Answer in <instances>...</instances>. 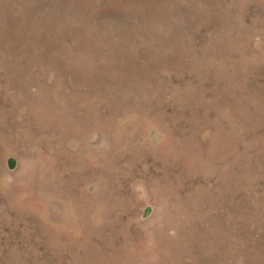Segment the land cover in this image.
Masks as SVG:
<instances>
[{"label": "rangeland", "instance_id": "obj_1", "mask_svg": "<svg viewBox=\"0 0 264 264\" xmlns=\"http://www.w3.org/2000/svg\"><path fill=\"white\" fill-rule=\"evenodd\" d=\"M0 264H264V0H0Z\"/></svg>", "mask_w": 264, "mask_h": 264}, {"label": "water", "instance_id": "obj_2", "mask_svg": "<svg viewBox=\"0 0 264 264\" xmlns=\"http://www.w3.org/2000/svg\"><path fill=\"white\" fill-rule=\"evenodd\" d=\"M8 167H9V169L11 171L16 170V168L18 167V161L15 158H13V157L9 158V160H8ZM150 212H151V207H149L146 210V213L144 215V218L148 217V215L150 214Z\"/></svg>", "mask_w": 264, "mask_h": 264}]
</instances>
